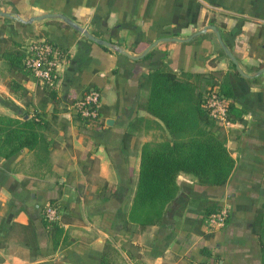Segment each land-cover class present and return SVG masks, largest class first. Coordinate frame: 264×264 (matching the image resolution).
<instances>
[{
	"label": "crops",
	"instance_id": "1",
	"mask_svg": "<svg viewBox=\"0 0 264 264\" xmlns=\"http://www.w3.org/2000/svg\"><path fill=\"white\" fill-rule=\"evenodd\" d=\"M0 10L23 18L61 12L131 54L150 47L134 59L58 17L25 24L0 15V38L24 45L43 37L61 50L55 100L30 75L22 80L26 104L0 77V112L36 108L48 122L33 148L0 158V264H264V239L254 228L264 208V0H0ZM208 23L244 73L221 53L211 28L194 34ZM9 46L0 41V50ZM154 69L226 79L246 124L226 127L235 165L224 184L179 173L160 220L141 228L128 218L140 149L164 131L143 107ZM91 87L101 92L95 127L70 108ZM51 199L60 213L57 234L42 217ZM221 204L229 205L225 225L208 227L209 207Z\"/></svg>",
	"mask_w": 264,
	"mask_h": 264
},
{
	"label": "trees",
	"instance_id": "2",
	"mask_svg": "<svg viewBox=\"0 0 264 264\" xmlns=\"http://www.w3.org/2000/svg\"><path fill=\"white\" fill-rule=\"evenodd\" d=\"M0 41L10 43L9 47L0 50V59L6 63L0 67V77L11 94L28 104L31 97L22 80L30 76L31 71L25 66L23 42L6 38H0ZM221 53L225 54L222 49ZM213 77V74L202 72L177 75L162 69H154L146 76L144 85L148 92L143 107L158 119L157 123L164 131L159 132L156 141H145L140 149L138 176L128 218L141 228L160 220L165 206L178 191L179 173L190 174L202 185H222L234 168L235 159L227 146L226 127L202 106L203 92L218 86L220 94L228 101L226 118L230 124L244 126L245 109L235 103L227 80H213ZM39 85L42 92L55 100L54 85ZM26 114L27 111L17 115L0 112V158L6 159L22 148L31 149L39 142L48 122L36 108L31 115ZM74 117L88 127L99 123V112L95 116H81L76 112ZM49 202L54 204L52 199ZM218 206L209 207L208 212ZM42 217L53 234L62 231L58 222ZM254 228L264 239V208L256 214Z\"/></svg>",
	"mask_w": 264,
	"mask_h": 264
},
{
	"label": "built area",
	"instance_id": "3",
	"mask_svg": "<svg viewBox=\"0 0 264 264\" xmlns=\"http://www.w3.org/2000/svg\"><path fill=\"white\" fill-rule=\"evenodd\" d=\"M25 66L31 71L40 84H55L57 77V65L61 51L46 38H32L24 46ZM101 92L98 88L91 87L83 92L80 98L71 104V109L81 116H95L98 114ZM202 106L206 108L210 115L224 124L225 127L230 123L226 118L228 101L218 89V86L209 87L203 92ZM228 204H221L214 210L206 214V223L210 228H218L225 225L229 209ZM43 215L49 220L57 221L60 213L56 205L47 202L43 206ZM192 264H219L214 261H194Z\"/></svg>",
	"mask_w": 264,
	"mask_h": 264
},
{
	"label": "water",
	"instance_id": "4",
	"mask_svg": "<svg viewBox=\"0 0 264 264\" xmlns=\"http://www.w3.org/2000/svg\"><path fill=\"white\" fill-rule=\"evenodd\" d=\"M0 15L14 18L20 22L25 23V24H29L35 20H40L43 18L58 17V18H61L62 20H64L69 25H71L72 27H74L75 29H77L78 31L82 32L85 36H87L91 40H93L97 43L105 44V45H107L111 48H114L115 50L122 52V53H124V54H126V55H128L134 59L141 57L150 48V47L145 48L143 50V52H141L140 54H137V55L131 54L130 52H128L124 47L120 46L119 44L108 41L106 39L100 38V37L92 34L87 28H85L84 26L77 23L72 18L68 17L66 14L61 13V12H46V13H42V14H38V15H32V16H29L27 18H23V17L15 14V13L8 12L6 10H0ZM207 28H211L215 32L217 40H218L222 50L229 57V59L235 64V66L237 67L239 72L244 73L242 68L239 66L237 57L234 55L232 50L228 47L226 42L223 40L221 32L218 29V27H216L214 24L208 23V24L204 25L201 29L197 30L194 34H199L201 32H204Z\"/></svg>",
	"mask_w": 264,
	"mask_h": 264
},
{
	"label": "rangeland",
	"instance_id": "5",
	"mask_svg": "<svg viewBox=\"0 0 264 264\" xmlns=\"http://www.w3.org/2000/svg\"><path fill=\"white\" fill-rule=\"evenodd\" d=\"M5 96V95H4ZM75 113V112H74ZM228 127V126H227Z\"/></svg>",
	"mask_w": 264,
	"mask_h": 264
}]
</instances>
